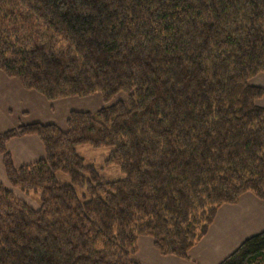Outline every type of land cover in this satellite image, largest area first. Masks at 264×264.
Instances as JSON below:
<instances>
[{
  "label": "trees",
  "instance_id": "trees-1",
  "mask_svg": "<svg viewBox=\"0 0 264 264\" xmlns=\"http://www.w3.org/2000/svg\"><path fill=\"white\" fill-rule=\"evenodd\" d=\"M0 70L50 101L104 102L66 129L0 132V264H141V236L188 259L222 206L264 200V0H0ZM24 135L46 155L16 167ZM81 145L110 148L124 177L106 181ZM219 264H264V231Z\"/></svg>",
  "mask_w": 264,
  "mask_h": 264
},
{
  "label": "rangeland",
  "instance_id": "rangeland-1",
  "mask_svg": "<svg viewBox=\"0 0 264 264\" xmlns=\"http://www.w3.org/2000/svg\"><path fill=\"white\" fill-rule=\"evenodd\" d=\"M263 79L264 73H261L253 81L262 83ZM110 152V148L96 149L89 145L78 147V153L85 159L87 164H94L106 181H116L123 178L124 175L117 165L107 166L105 164ZM5 176L2 177V170L0 169V180L8 187L13 188L7 179V175ZM60 178L65 183H70L69 177L65 174L61 173ZM14 190L18 196L32 207L38 209L41 206L40 192L23 193L18 188H14ZM78 192L82 195L85 190L79 188ZM262 220H264V200L257 198L253 193H247L239 205L222 206L208 233L191 249L190 260H185L176 255L162 254L154 246V240L147 236L139 237V250L134 255V259L141 264H219L228 255L232 254L243 243L244 239L246 240V238L255 235L247 236V234L252 232L258 234L264 231V228L261 230L258 228L259 225L264 224ZM257 221L258 225L255 227ZM240 242L242 243L239 244ZM235 246L236 248H234Z\"/></svg>",
  "mask_w": 264,
  "mask_h": 264
},
{
  "label": "crops",
  "instance_id": "crops-1",
  "mask_svg": "<svg viewBox=\"0 0 264 264\" xmlns=\"http://www.w3.org/2000/svg\"><path fill=\"white\" fill-rule=\"evenodd\" d=\"M256 77L252 79L251 83L256 86L264 87V79L262 80V83H255L253 80ZM263 97L264 94L257 102L260 106L264 107ZM103 105L104 102L100 95L50 101L42 94L24 88L17 79L8 77L2 70H0V132L8 131L21 124L35 122L44 124L55 123L60 128L66 129L67 119L71 110L95 111L103 107ZM8 150L12 155L16 167L35 163L46 155L44 144L37 135H24L11 139L8 143ZM0 169L2 170V177L7 175L3 164L2 154H0ZM245 195H247V193L242 195L238 203L227 204L224 206L239 205ZM217 215L213 224L215 223ZM262 221L264 222V220ZM257 225L258 221L255 222V227ZM258 228H260L259 230L263 229L264 224L259 225ZM253 234L256 233L252 232L247 234V236ZM234 248H236V246ZM234 248H232V250H234ZM190 257L191 254L188 259H184L190 260Z\"/></svg>",
  "mask_w": 264,
  "mask_h": 264
}]
</instances>
